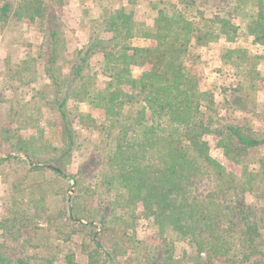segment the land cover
<instances>
[{
	"label": "trees",
	"instance_id": "16d2710c",
	"mask_svg": "<svg viewBox=\"0 0 264 264\" xmlns=\"http://www.w3.org/2000/svg\"><path fill=\"white\" fill-rule=\"evenodd\" d=\"M135 1L116 7L97 0L87 41L72 52L64 72L59 62L65 41L55 5L18 0L13 6L0 0V27L11 16L24 18L38 24L41 38L35 46L27 44L23 57L15 62L5 57L0 66V104L10 99L6 115L12 123L0 130V166L23 170L11 186L6 221L0 222V230L10 226L8 233H0L6 243L0 245V264H32L13 241L29 242L30 235L21 229L38 220H59V238L71 239L77 228H88L82 249L87 264H127L123 261L130 258L131 264H264L259 246L264 208L257 211L247 201V194L264 196V186L258 188L256 173L245 171L244 180L229 174L211 155L206 139L217 136L216 146L234 162L264 145L263 134L227 115L260 116L264 111L255 101L264 54H253L242 43L264 48V0H157L151 24L136 20ZM221 39L218 58L234 68L222 106L211 91L200 88L185 64L192 49L210 48ZM134 66L147 67L136 77ZM100 77L106 79L102 88ZM38 81L44 84L36 87ZM24 85L31 95L19 104L22 95L17 94ZM80 104L104 114L96 131L102 144L85 164H95L97 187L111 193L110 210L100 203L89 205L84 167L74 174L64 168L66 156L79 146L72 118H92L78 114ZM48 115L60 123L58 147L49 143L53 131L41 125L49 122L42 120ZM29 128L40 138L50 137L36 143L21 136ZM49 171L66 183L71 180L68 186L74 189L72 194L60 192L58 214L42 215V198L30 194L17 205L15 195L29 189L23 178ZM139 216L155 226L159 243L136 245ZM32 228L41 230L36 224ZM8 234L10 245L3 237ZM64 259L68 264L72 255Z\"/></svg>",
	"mask_w": 264,
	"mask_h": 264
},
{
	"label": "rangeland",
	"instance_id": "374dc122",
	"mask_svg": "<svg viewBox=\"0 0 264 264\" xmlns=\"http://www.w3.org/2000/svg\"><path fill=\"white\" fill-rule=\"evenodd\" d=\"M18 0H10L13 6L17 4ZM46 1V0H45ZM52 2L55 6V11L59 15L62 24V33L64 39L65 51L60 59V65L62 71H67V61L71 58L72 52L82 46L88 37V29L92 23V19L97 13L99 5H97V0H47ZM104 1V0H103ZM109 4L112 3L119 7L122 3L127 0H105ZM157 0H136L133 4L135 9V18L138 21H143L146 24L152 23V18L154 16L155 10L152 8V3ZM38 24L36 22H29L24 18H16L11 16L8 22L0 27V66L2 64V59L5 57H11V61L15 62L18 57H23L25 55V49L28 45H37L41 41L40 34L37 31ZM223 43L222 39L218 43L211 46L210 48H194L191 54L187 57L185 64L194 72L198 77L199 86L202 90L211 91L214 95L215 101L222 106L224 103V96L230 94L231 84L233 82L234 68L230 65H224L218 58V51L220 45ZM243 46L249 48L251 53L264 54V48L252 45L250 42H242ZM242 45V44H240ZM197 55L198 58H197ZM96 66L98 65V62ZM147 66L132 67V74L134 76H139L141 71H143ZM262 79L258 80L257 89L255 92L257 104L264 105V59L261 61ZM9 65L7 66L8 73ZM106 79L100 77L98 80V86L103 87ZM44 82H36L35 86H41ZM25 88L21 93L17 95H22L21 102L19 104L25 103L31 95L29 90V85H24ZM19 89L18 91H20ZM27 90V91H26ZM33 93V92H32ZM24 95V96H23ZM10 98V97H9ZM10 99H8L7 104H0V130L1 128L9 127L12 125L7 119L8 106L10 105ZM28 104H33V101ZM252 107V105L250 106ZM262 111V110H261ZM224 114V109L222 112ZM227 112L230 120L234 123L242 122L248 127L260 132L264 135V111L260 116L251 115L250 113H240L234 112L232 115ZM78 114H89L91 119L83 117L82 119L72 118L75 127L78 131V148L73 150L65 159V169L67 172L74 174L77 172L78 168H83V187L86 190V197L89 199L88 203L90 206L94 207L98 203L102 204L105 209L110 210L111 207V193L106 194L101 188L97 187L99 184V176L96 172V166L93 162H89L91 158L94 157L96 148H98V141L96 131L103 126L104 114L101 112H92V110L84 105L80 104L78 106ZM49 118H43L42 120L52 119L50 115ZM29 119V118H27ZM55 119V118H54ZM53 120L49 122H42L41 125L47 126V129L52 132V137L48 133L45 134V138L50 137L49 143L54 147L60 145V137L56 132L60 128V123ZM78 121V122H77ZM78 124H77V123ZM49 124V125H48ZM52 124V125H50ZM51 126V127H50ZM21 136L25 138L34 139L36 143H44L47 140L45 138H40L35 132L34 128H29V130L22 129L20 131ZM97 135V136H96ZM38 136V137H37ZM207 141L210 145L211 155L220 161L226 171L229 174H235L241 176L244 180L246 179L245 171L247 173H256L258 181V188L264 186V145L250 149L244 156L240 158L238 162L228 160L222 153V150L216 146L218 140L217 136H207ZM101 143V142H100ZM102 144V143H101ZM46 145H48L46 143ZM84 163V164H83ZM22 169L19 172L13 166H0V222L6 221L7 209L6 205L10 202L11 186L14 182L20 180L22 176ZM244 173V175H242ZM31 175V174H30ZM30 178V179H29ZM28 179L29 183H26ZM72 183V181H68ZM64 180L59 179L57 175L51 171L49 172H39L37 174L31 175L28 178H23V185L28 186L27 192H19L15 195L17 199V205H22L26 201L27 196L39 199L42 198V206L40 207V213L42 215L47 214H58L60 206V192L67 189L69 194L74 192L72 187L68 186ZM257 183V182H256ZM62 188L63 190H60ZM15 192V191H14ZM254 197L247 194V201L256 208L257 211L264 208V196ZM261 196V195H260ZM60 223L59 220H53L52 222L47 221H37L33 225L41 230H34L33 225L29 229L22 227V233L25 231L30 237L29 242H25L22 238H14L13 243L15 248L22 251V254L26 257H31L30 263L32 264H65L64 255H72V262L68 264H87L86 253L82 250L85 249V243L87 242V232L88 228H84L80 232V228H77V232L72 235L71 239L66 237L59 238L58 232L55 227ZM8 227H3L0 233L3 231L8 233ZM155 226L149 219L139 216L134 226V242L136 245L140 241L145 244L155 245L159 243V239L156 236L154 230ZM31 229V232L28 231ZM65 230V228H64ZM63 230V232H64ZM13 233H17L16 228L12 229ZM261 233H264L261 231ZM3 235L6 239L8 245L11 243V235ZM1 238V237H0ZM85 241V242H84ZM2 239H0V245L4 246L6 243L2 244ZM259 246L261 251L264 253V234L261 235ZM139 247V246H137ZM124 263L131 264L133 260L125 259Z\"/></svg>",
	"mask_w": 264,
	"mask_h": 264
}]
</instances>
